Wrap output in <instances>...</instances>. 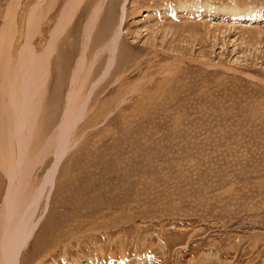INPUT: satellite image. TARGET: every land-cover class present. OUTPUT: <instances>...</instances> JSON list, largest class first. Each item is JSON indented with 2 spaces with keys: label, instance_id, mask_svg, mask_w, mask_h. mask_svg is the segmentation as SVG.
Masks as SVG:
<instances>
[{
  "label": "rangeland",
  "instance_id": "obj_1",
  "mask_svg": "<svg viewBox=\"0 0 264 264\" xmlns=\"http://www.w3.org/2000/svg\"><path fill=\"white\" fill-rule=\"evenodd\" d=\"M99 1L82 0L49 58L18 264H264V0H104L86 39ZM66 2L0 0V70L28 13L38 54ZM84 45L73 127L50 142Z\"/></svg>",
  "mask_w": 264,
  "mask_h": 264
},
{
  "label": "bare ground",
  "instance_id": "obj_2",
  "mask_svg": "<svg viewBox=\"0 0 264 264\" xmlns=\"http://www.w3.org/2000/svg\"><path fill=\"white\" fill-rule=\"evenodd\" d=\"M103 1L104 0H100L93 10H91L90 17L84 28L86 39H88L92 26L100 14ZM81 2L82 0H67L58 22L51 32L47 45L40 53L38 52V54L34 52L30 43L32 37L31 31L33 29L31 27V12H29L30 18H27L26 21V38L18 51L17 61L13 66H10L8 61L3 62L2 70H0V76H4L6 79V85L3 83L0 84V104H2L0 105V114L3 115L4 113L7 118H10L6 121L8 123L6 127H1L4 121L0 120V135H7L3 143L0 141V151L3 150L4 146L8 149L2 152L6 155L5 168L9 180V188L3 200V208L0 213V264H18L16 260V250L21 248L26 235L23 219L27 218L26 216L28 214L35 212L36 205L41 196L43 186H38L34 190H28L29 192L26 195L24 193V188L27 186L26 180H29L27 178L34 168L30 160L24 159V148L27 145L26 141L32 134L31 130L35 122V113H37L39 109V101L42 97L43 85L47 78L48 63L51 52L54 49V43L65 30L71 18L75 15ZM123 18L124 7L120 14V22H122ZM10 21L6 22L8 24L5 33L3 30L0 32L1 40L6 36V40L8 41L12 35ZM120 27L119 25L116 33L114 32V38L118 36ZM112 41L113 39L108 42V44L112 43ZM85 49L86 46L84 45L80 59L75 67V78L72 80L70 94L68 95L69 101L67 102L66 113L62 118L61 124L56 128V136H51L49 138L50 142H53L56 137L58 142L63 143L62 140L68 136L73 127V123H69V117L72 116V111L76 108L73 95L77 93V84L75 86L74 84L78 78L77 72L82 71L80 70L81 60L85 55ZM5 56L7 58V55ZM76 110H78V112L72 119L79 116L82 108L81 110ZM4 137L5 136H3V138ZM60 150L61 147H59V151ZM56 165L57 163H55L49 171L48 174L50 176L56 171ZM27 170H29V175H24Z\"/></svg>",
  "mask_w": 264,
  "mask_h": 264
}]
</instances>
